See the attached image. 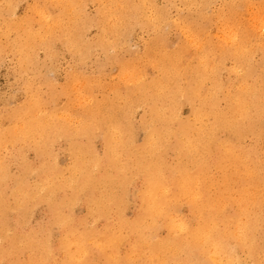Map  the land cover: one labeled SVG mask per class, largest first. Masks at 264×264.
<instances>
[{
    "label": "rangeland",
    "instance_id": "374dc122",
    "mask_svg": "<svg viewBox=\"0 0 264 264\" xmlns=\"http://www.w3.org/2000/svg\"><path fill=\"white\" fill-rule=\"evenodd\" d=\"M62 1L60 0V2H59L61 4H56V3H58L57 0H52V1L51 0H49V1L48 0H0V14H1L0 15V137H1L0 138V167L2 166V168L0 169V213H1L0 214V225H1L0 226V231H1L0 236L5 237V239H4V237L3 238L0 237L1 238L0 239V247H1L0 248V262H1L0 264H109V263L110 264H116L117 262H118V264H145L146 260L148 259V256H147L148 253L143 254V256H142L141 252H144L145 249H146V251H148V247H146L145 244H143V242L140 243L142 240L141 238H143L142 235L145 234V236H146L148 231L152 230L151 228L153 226H152V224L149 226V224L152 220L155 219L154 222L157 225V227H156L157 229L154 230L155 235H156V237H158V239H160V238L164 239L166 236H168L167 234L169 233V230L166 227L167 223L165 225V220H168V219L164 215H160V216L158 215L154 218L149 217V219L147 217L145 219V222H144V220H143L144 223L142 222V227H145V228L142 229L141 226L139 227V228H141L142 231H140L139 229H137V230L132 229L131 226L140 218V216L144 212V206L145 205H144L142 199H143V195H144L143 192L145 191L144 188H146L145 185L147 184L146 180H148V178H147L148 175L146 174V172L141 171L143 169H141L139 167H138L139 169L136 168L135 163H136V161H139L141 159L139 156H141V157L145 156L144 159H141V160H145V159H147V157H149L150 159L149 160L147 159L148 161H152L153 159L154 160H156V159L160 160L162 158L160 160L161 162H164V164L167 162L165 165V168L163 170L162 179L164 181L172 182L175 179L178 172L177 171L173 172V171H171V169L172 170L176 169V168L174 169V166L177 164V163L175 164V162H178V160H179L178 151L175 150V147L178 148L179 143H178L177 137L174 135V131L179 126V124H178L179 120L188 121V120L193 118L192 112L194 109L193 108L194 103H191L193 105H190L191 101H189L188 99H186L182 95L181 96L177 95L178 98L179 97L180 98L178 99L177 96L174 97L172 102H171V105L173 106L174 110H177L180 108L179 109L180 112H178L179 114L177 113L178 119L175 121L172 119L175 123L171 122V119H170L169 122L162 124V121H160L159 118L162 117L161 115L164 114V111H163V114L157 115V113L152 109L156 105H158V102L160 103L163 100V97H162V99L161 98L159 99L158 97H156L157 93L159 91L162 92L163 87L157 86L156 83H154V82H156L155 80H157V79L162 80L163 76H164V74L161 70L164 65H160L164 62L163 59L166 58V56L164 57L165 54L163 55L164 51L166 52L167 56H169L171 53H173V54L178 53L181 57L183 56L185 63H187V64L189 63V66L191 65L190 67H194L193 65H196V55L195 54H197V51L200 49L199 48L200 45L208 44L207 42L205 43V41L208 40L207 38L210 37V38H213V40L216 39L215 40V43H216L215 48L212 52L208 49H205V50H207V52L209 51L210 53H213L212 56H214V57L211 56L212 59L219 62L215 66L216 69L213 72V76L216 77L218 82L221 81L220 84L224 88L223 90H227V89L233 90V88L237 85V83H239L241 72L239 70H237L238 66L236 63L237 60H235L236 59L235 56H233L230 53L225 54V52L223 51V47L225 45L230 47V45L232 43V41L229 43L227 42V40H231V34L227 30H225L223 27H221L222 24L220 22V21H222L221 18L224 17V15H221V13H223V11L226 9V5H225L226 3H225V0H214V1L213 0H208V1H206V0H202V1L201 0H195V4H197V6L194 4L193 7L192 6L189 7L183 3L184 2L183 0H177V1L176 0H151L150 3L147 2L149 0H146V3L144 0H141V1L140 0H121V1L116 0V1H118L117 3L115 0H111V1L110 0H83V1L82 0H80V1L79 0H74V1L70 0L73 2H69L68 0H66V1L64 0L65 2L64 1L63 2L66 5H64V3ZM100 1H104V2H100ZM114 1H115V4H114ZM5 2L7 3V5H4V4H6ZM105 2H107V3H105ZM122 2L123 3H129L130 5L132 4L131 6H136V5L138 6V4H140V5H142V8L139 9L138 14H131L129 11L128 12L126 11L123 16H119L120 9L122 7ZM68 3H70V4H68ZM111 3H112V5H110ZM142 3H144V4H142ZM171 3L173 5H171ZM113 4H114V7H112ZM148 4L149 5L152 4V5L147 6ZM174 4H176V6ZM202 4H203L202 8L203 9L205 8L204 11L200 10V9H202L201 8ZM207 4H208V6H207ZM249 4H250L251 8L243 14L242 18L237 17L236 15H232L231 17H234L235 21L239 22L240 25L242 24L243 30L246 28L247 25H248V28L253 29V31H251L250 38L255 40L257 38L258 34H261L264 32V28L259 27V24L257 23L259 20L264 21V12L261 11L262 7H264V0H250ZM55 5H57V6H55ZM61 5L64 6V8H62ZM67 5L71 8H68ZM145 5L148 8L145 7ZM104 6H106V7H104ZM198 6L200 9H197ZM66 7L68 9H70L68 11H70L71 14L72 15L74 14L75 16L72 17L70 12L67 13L68 11L66 10L67 9ZM107 7H109V8H107ZM116 7L118 8L117 10L114 9ZM152 7H154V8H152ZM168 7H170V8H168ZM73 8H75V10H73ZM106 8L108 10H102V9H106ZM151 8L153 11L151 10ZM109 9H110V12H109ZM113 9H114V11H113L114 13L112 12ZM39 10H41V13ZM115 10L118 12L115 13L116 12ZM198 10H200V12ZM65 11H66V14L64 13ZM143 11L147 12V14L149 13L148 14L149 16L146 15V13ZM155 11H157V12L159 11V12L156 13ZM205 11H207L209 13H206ZM153 12H155V15H153L154 14ZM161 12L164 14H162ZM181 12H183V13H181ZM195 12H196V14H194ZM42 13L44 14V16ZM62 13H64V14L62 15ZM75 13H77V14H75ZM80 13H82V15ZM224 13H227V12H224ZM2 14H3L4 18L2 17ZM40 14H42V16ZM69 14L71 15V17H69ZM110 14H112L114 17ZM115 14H117V15L115 16ZM156 14H158V15H156ZM192 14H193V16H192ZM209 14H210V16H209ZM56 15H57V17H56ZM107 15L109 16V18ZM215 15H217V16H215ZM219 15H221V16H219ZM225 15H227V14H225ZM49 16H50V18H49ZM158 16H159V18H158ZM58 17H60V18H58ZM152 17L154 20L151 19ZM38 18L39 19L41 18L40 19L41 21L43 19L42 23H44V24H46L48 21L49 22L46 25H44V24L42 25L41 21H39ZM56 18L61 19V20L64 19V21H66V20L67 21L66 22L62 21V23H61V20L58 21ZM70 18H73V19H70ZM105 18H107L109 21L106 22L107 19H105ZM115 18H117L118 20ZM126 18H128V19H126ZM198 18H200V20H198ZM218 18H219V20H218ZM44 19L46 20V23L44 22L45 21ZM110 19H112V20H110ZM122 19H124V20H122ZM172 19H173V21H171ZM179 19H181V20H179ZM207 19H208V22H207ZM52 20L54 21V24H53ZM71 20L72 21L74 20L73 23L69 22ZM104 20H105V22H104ZM26 21L28 24H26ZM55 21H58V22L56 23ZM79 21H81L80 22L81 24L78 23ZM87 21H89V22H87ZM150 21H152V22H150ZM180 21H185L187 23L193 22V27H192L193 31H191L188 28H183V30H182V27L180 26ZM111 22H112V24H111ZM214 22H216V23H214ZM217 22H219V24ZM211 23H212V25H208ZM8 24L10 25V27ZM13 24H15V25L17 24V25L15 26ZM25 24H26V28H24L25 26H23ZM37 24H39V25H37ZM55 24H57L56 28L58 30L55 29L53 32L54 28H52V27H55ZM58 24L60 26L63 24L61 26L62 29L60 28V26ZM69 24L71 26H69ZM110 24H111V27H109ZM116 24H117V26H119V25L120 26L117 27V26H115ZM19 25L23 26L24 32L22 31V27H20ZM66 25H68L69 27H67ZM159 25H161V26H159ZM167 25H169V26H167ZM195 25H196V27H201L203 30H197V29L195 30L194 29ZM207 25H208V27H207L208 30H207V28H204ZM215 25H216V27H217V25H219L217 29L215 28ZM18 26H19L18 29H14L15 27L17 28ZM75 26H77L76 30H75ZM88 26H90V27H88ZM172 26H174V28ZM28 27L31 29V31ZM70 27L72 30L69 29ZM112 27H114V29ZM149 27H150V29H149ZM169 27H171V28H169ZM234 27L238 28L237 26H234ZM27 28L29 29L28 34H27V30H28ZM43 28H44V30H43ZM51 28H52V31H51ZM214 28H215V30H214ZM12 29H14V30H12ZM48 29H49L50 34L48 33L47 37H46V35L43 34V32L46 31V33H47ZM18 30H20V31H18ZM37 30H40L39 32H40V34L42 33L43 36H41L39 34L38 36L40 38H38L37 36H35L34 39H33V37L30 38V34H33L32 36L37 35L36 32H33V31H37ZM78 30H80V31H78ZM135 30H136V32H135ZM153 30H154V32H153ZM180 30H181V32H183V31L184 32L181 33V32H179ZM218 30H220V31H218ZM68 31H70V32H68ZM74 31H76V32H74ZM188 31L194 32L195 34L189 33ZM197 31H199V32L196 33ZM214 31H215V33H214ZM221 31H223V33ZM65 32H67V33H65ZM112 32H114V33H112ZM201 32L204 34H202ZM72 33H74V34L72 35ZM206 33H208V34H206ZM227 33H228V35L225 36V34H227ZM187 34H189L190 37H188ZM192 34H194V35H192ZM214 34H216L218 37ZM28 35H29V38H28ZM201 35H204V36H201ZM20 36L22 37L20 39H22V41L24 40L23 42H25V38H27L26 42H30V45L29 44L26 45L22 41L18 42ZM185 36L187 38H184ZM198 36H200V37L198 38ZM215 36H216V38H215ZM43 37H45V39ZM50 37H51V39H49ZM73 37H75V39ZM128 37L130 39H128ZM219 37L222 39H220ZM225 37H227V38H225ZM201 38H202V40H201ZM39 39H42V40L40 41ZM158 39H159V41H158ZM190 39H193L195 42H193V40H190ZM31 40L33 41L32 46H31ZM70 40L72 43L70 42ZM72 40H74V41H72ZM196 40H197V42H196ZM77 41H79L83 46L78 43V45L76 44L77 46L75 45L76 48H74L75 46L73 44L77 43ZM104 41H105V44H104ZM200 41H202V42H200ZM223 41H225V42L223 43ZM109 42H111V45L108 44ZM149 42H151V43H149ZM181 42H183L184 44ZM155 43H159V44L156 45ZM198 43H200V44L198 45ZM221 43L223 45L224 44L225 45L224 46L218 45ZM20 44H22V45L19 46ZM154 44L156 45V47ZM185 44L186 45L188 44L187 45L189 47L188 50L187 49L185 50V48H188ZM190 44L192 45V47ZM196 44L198 46H196ZM23 45H26L27 47L23 46ZM107 45H109V46H107ZM151 45H153V46H151ZM78 46H80L82 50L79 49L80 47H78ZM115 46H116V48H115ZM183 46H184V49H183ZM219 46H220V48H219ZM180 47H182V48H180ZM190 47L193 48V50H196V52H193L194 55H193V53L190 54L193 51L192 49H190ZM195 47H197V48H195ZM156 48H158V49L156 50ZM160 48H162V50ZM217 48H218V50H217ZM21 49H22V51H21ZM76 49L79 51H77ZM166 49H167L168 53H167ZM182 49H183L184 53H187L188 55L184 54V53L181 54L182 52H180V51H182ZM149 50L150 51L152 50V51L149 52ZM189 50L191 52H189ZM219 50H222V51L219 53ZM156 51L157 52H163V53L157 54ZM170 51H172V52H170ZM174 51H176V52H174ZM24 52H26V53H24ZM109 52H110V54H109ZM23 53L25 55H23ZM146 53H148V55L150 57H148V55ZM151 54H152V57L155 56L154 59H152ZM142 55H144V56H142ZM160 56L162 58L161 59L162 63L160 61V64H159L158 58ZM26 57H28V58H26ZM156 57H158V58H156ZM219 57H222V58L219 59ZM147 58L149 59L148 61L151 62L152 64L147 62ZM150 58H151V61H150ZM189 58L191 59V62H189L190 61ZM122 59H123V61H122ZM155 59L157 60L158 63L155 61ZM135 60H136V62H135ZM152 60H154V61H152ZM218 60H220V61H218ZM253 60L260 65V70H261V68L264 66V55L261 53H259V54L254 53L253 54ZM145 61L147 64L145 63ZM153 62L156 63L155 66H154ZM224 62L226 63L225 65H224ZM235 63H236V65H235ZM121 64H123V66ZM124 64H127V67L125 66L127 70L125 68H123ZM142 64H144L147 67V69ZM148 64H150V65H148ZM151 65H153L154 67ZM157 65H158V67L155 68ZM120 66H121V68H120ZM128 66H129V69H128ZM134 66L136 67V69ZM234 66H236V67L233 68ZM152 67H153V69H152ZM131 68H133V69H131ZM134 69H135V72L137 71V73H138V74L136 73L137 77H134V76L132 77V75H135L134 71H132V75H131V70H134ZM120 70H121V72L124 71V72H122L123 74L120 73ZM160 70H161V72H160ZM126 71H127V73H126ZM220 72H221V74H219ZM237 72H239V73H237ZM209 74L211 75V72H209ZM236 74H238V75H236ZM143 75H144V77H143ZM156 76H158L161 79H159ZM188 77L189 76H187V78ZM137 78H139V79H137ZM94 80H97V81L95 82ZM98 80H99V83L101 85L98 83ZM134 80H135V82H134ZM93 81L95 83H93ZM131 81L133 82V84ZM146 81H148V82H146ZM205 81H207V82H205L206 87H208V86L210 87L213 84L212 79H206ZM70 84L72 86H70ZM85 84L88 85L89 89L87 88V85H86V90H83L84 89L83 87H85ZM90 84H92V85L90 86ZM139 84L143 85L144 88L140 89ZM154 84H155V86H154ZM78 87H79V89H76ZM126 87L128 88V90ZM135 87H137V89ZM154 87L155 88L158 87L157 90H159V91H157ZM159 87L161 89H159ZM71 88H73V89H71ZM70 89L72 91H70ZM154 89L157 92L156 95L154 93L155 92ZM73 90L76 93L73 92ZM131 90L135 91V92H131ZM79 91H80V93H79ZM85 91H87V93ZM90 93L93 96V98L91 97V95L89 97L88 94H90ZM135 93H137V95ZM34 94H35V98H37L36 100H35V98H32V96L34 97ZM37 96H39V97H37ZM125 96H127V98H125ZM128 96H130L131 99ZM76 97H78L77 98L78 100L76 99ZM106 97H108V98H106ZM120 97H121V99H120ZM138 97H139V99H138ZM143 97H145V98L143 99ZM148 97H150V98L154 97V99L150 100V98L148 99ZM155 97L158 99H155ZM123 98H124V100H123ZM219 98H220V106L223 108H226L227 102L224 99L223 92H221L219 94ZM87 99L89 100V102L90 101H92V102L88 103ZM103 99H105L106 101ZM33 100H35L37 102H34ZM98 100H99V102H98ZM102 100L104 103L102 102ZM30 101H33L34 104L36 103L40 108H38L37 105H34V107H33V102L30 103ZM70 101H71V103H70ZM95 101L98 103H96ZM176 102H178V103H176ZM80 103H81L82 107H81V105L79 106ZM92 103H93V106L91 105ZM94 103H96V104L94 105ZM109 103H113V104H109ZM127 103H129V104H127ZM31 104H32V106H31ZM89 104H90V108H89ZM135 104H136L137 108L135 107ZM139 105H140V107H139ZM177 105L180 107L178 108ZM182 105H184V106H182ZM114 106H116L115 107L116 109L114 108ZM30 107H32V108H30ZM121 107H122V109H121ZM168 107L165 109V111L167 109H169ZM176 107H177V109H176ZM27 108H29V109H27ZM41 109H43V111L45 109L46 110V111H44L45 113L42 114L43 111L41 112ZM89 109H91V110H89ZM127 109L129 111L130 110L131 111L126 112ZM37 110H39V111H37ZM94 110H96V111L100 110L102 112L98 111L96 113V111H95L94 113L97 114L95 116V114L93 113ZM109 110H110V112H109ZM121 110L123 111V113ZM134 110H135V112H133ZM89 111L92 114L88 113ZM104 111L107 113H105ZM39 112L41 114H39ZM56 113L59 115H57ZM121 113H122V115H121ZM125 113H127V114H125ZM153 113H154V115L152 116ZM30 114H32V116H30ZM33 114H35L36 116ZM37 114H38V116H37ZM54 114H55V116H54ZM104 114L106 116H108V118L107 117L105 118ZM171 114L173 116L175 113L173 114V112L171 113V111H169V110L166 112V115L169 118L172 117V116H170ZM56 115L58 116V120H57ZM113 115H115L114 116L115 120L116 119L119 120L118 124L116 123L117 120H116V122H115V120H113ZM150 115L152 117H149ZM179 116H181V117H179ZM34 117H36L37 121L39 120V123L35 120ZM109 117H111V119L114 121V123ZM118 117H119V119H118ZM40 118L43 120L42 121L43 126H44V122H46L47 125L45 124V127L41 126L42 124L40 122V120H41ZM50 118L52 120L54 119V121L51 122ZM92 118H93V120H92ZM130 118H133L132 119L133 121ZM80 119H81V121H80ZM84 119L87 120V121H85V123H83ZM106 119H109L110 121L106 120ZM147 119H148V121H146ZM151 119H153V120H151ZM27 120H28V122H27ZM59 120L62 122L61 123L62 125L60 124L61 127H60L59 122H58ZM97 120H99V121H97ZM130 120H131V123H130ZM152 121H154V122L152 123ZM68 122L71 124V126ZM78 122H80L79 125H80L81 129L79 128ZM96 122H97V124L95 125ZM257 122H258V124H257ZM64 123H67V124L64 125ZM109 123L110 124L113 123L114 126L112 125V129H111V127L108 126V125H110ZM115 123L119 127L118 126L116 127ZM147 123H149V124H147ZM254 123H255L256 129H259L261 134L260 135L252 134V133H250L249 130L244 128L243 136H242L243 141H242L241 145L243 146V149L245 152L251 154L252 158H256L258 161L264 162V137H262V136H264V114L263 113L260 114L256 118V120L254 121ZM89 124H90V126H88ZM102 124H103V126H105V128L102 126ZM129 124H130V126H129ZM150 124H152L153 126ZM69 126H70V128H69ZM149 126H150V128H149ZM97 127H99V128H97ZM34 128H35V131H34ZM108 128H109V130H108ZM114 128H116V129H114ZM146 128L147 129L149 128V129L147 130ZM42 129H43V131H42ZM75 129L77 130V132ZM96 129H97V131H96ZM145 129H146V131H145ZM171 129H174V130H171ZM44 130L46 131L45 133H44ZM88 130H89V132H88ZM110 130L113 131L112 132L113 135L115 133V135H114L115 140L113 138V135H110L111 134ZM120 130H121V132H123V135H122V133L119 134ZM168 130H169V132L166 133ZM36 131L38 132V134L42 133L41 134L42 136L45 134L46 135L41 137L40 134L38 135V134L34 133ZM117 131H118V133H117ZM28 132H30V133H28ZM32 132L34 135L32 134ZM74 132H76V134ZM149 132H150V134H149ZM155 132L158 134H156ZM26 133H28V134L25 135ZM126 133H128V134H126ZM170 133L171 134L173 133V135L170 136ZM148 134L150 137L148 136ZM222 134L226 135L227 133H222ZM49 135L51 136L50 138H49ZM132 135H133V137H132ZM151 135H153L152 139H150ZM154 135H157V136H154ZM39 136L42 140L39 138ZM74 136H76V137H74ZM147 136H148V138H147ZM70 137L71 138L73 137L74 139L73 138L71 139ZM117 137H119V138H117ZM31 138L33 139V141ZM108 138H109V140H107ZM153 138H155V139L153 140ZM147 139H150V140H147ZM164 139H167V140H164ZM168 139H169V141H168ZM30 140H31V142H30ZM38 140H40V141L38 142ZM45 140H48V141H45ZM113 140L115 142H113ZM117 140H118V143L116 142ZM120 140H122L121 143H119ZM146 140L148 142H151L148 144V146H146L147 145L145 142ZM152 140L153 141L157 140L158 143L157 142L154 143ZM160 140L162 141V146L164 149H162V146L159 147V145H161ZM109 142L111 144H109ZM165 142H167L169 145ZM49 143H51V144L49 145ZM112 144H114V145H112ZM153 144L155 147H153ZM108 146H110V147H108ZM44 147H45V149H44ZM107 148H108V150L110 148H112L114 150V151L112 149L109 150V152L111 151L112 155L110 153V156H109V152H108ZM166 148L167 149L169 148V149L165 151ZM77 149H79V150H77ZM133 149H135V150L133 151ZM160 149H161V152H160ZM141 150H143V151H141ZM75 151H77L76 153H78V155H75L76 154ZM80 151H81V153H80ZM118 151H119V155H117ZM154 151L156 152V154L153 153ZM174 151L177 153H175ZM85 152H87V153H85ZM115 152H117V154ZM129 153L131 154V156L129 155ZM79 154H81V155H79ZM83 154H84V156H82ZM93 154L99 155L100 160L98 161L97 155L92 156ZM120 154H121V156H120ZM154 154H155V157H154ZM113 155H115L114 157L116 159L113 157ZM150 155H152V156H150ZM164 155H166V156H164ZM85 156H87V158ZM112 157H113V159H112ZM129 158L130 159L132 158V161H131L132 163L129 162L130 161ZM84 159H86L87 161H85ZM117 159H118V161H117ZM183 160H185V157ZM83 161L85 164L83 163ZM97 162H98V165H97ZM120 163H122V164H120ZM129 163H131L132 165H130ZM72 164H75V165L79 164V167H78V165H77V167L76 166L73 167ZM82 165H83V167L80 168ZM95 165H97L98 169ZM44 166H45V168H43ZM92 166H95V167L92 168ZM99 166H100V169L102 171L99 170ZM134 166L136 169L134 168ZM192 166L194 167V164ZM192 166H190V167L193 168ZM10 167H11V169H10ZM64 167H66V168H64ZM67 167H69V168L71 167V168L67 169ZM87 167H88V169H86ZM12 168H13V170H12ZM129 168L130 169L132 168V169L130 170ZM39 169H42V170H39ZM95 169H97V170H95ZM118 169H119V171H118ZM65 170H67V171H65ZM79 170H82V171H80L82 173L78 172ZM84 170H85V172H83ZM109 170H111V171H109ZM192 170H193L192 173H194V169H192ZM94 171H96V172H94ZM62 172H63V175H61ZM127 172H129V173H127ZM141 172H142V175H141ZM143 172H145V173H143ZM212 172H213L212 176L217 177L219 180L222 178V174L220 171L213 169ZM9 173H11V174H9ZM33 173L35 176L32 175ZM56 174H57V176H59L58 177L59 181H58ZM74 174H77V176L75 175V177L73 178L72 176H74ZM79 174H81V175H79ZM67 175H71V176H67ZM86 175H88V176H86ZM173 175H175L174 178L172 177ZM66 176H67V179H66ZM23 177L25 178L24 180H23ZM53 177H55V178H53ZM132 177H134V179ZM60 178H61V180H60ZM101 178H105V179L102 181ZM5 179H6V181H5ZM48 179H49V181H48L49 184L52 183L51 185L53 186V188H52V186H50V187L48 186V182H47ZM74 179H76L77 183ZM99 179L103 183L101 182V184H100ZM109 179H110V181H109ZM112 179H114V180L112 181ZM65 180H67V181H65ZM68 180H70V182ZM96 180L98 182H96ZM105 180H107V181H105ZM73 181H75V182H73ZM130 181H132V183ZM17 182H18V184H17ZM79 182H80V184H78ZM104 182L106 183V185H105L106 187L104 186V184H105ZM113 182H114V184H112ZM119 182L120 183L122 182L121 186H120ZM34 183L37 184V186L34 185ZM64 183H66V184H64ZM73 183L76 185H73ZM108 184L110 185V188L107 187ZM45 185H47L49 188H47V186L45 188ZM65 185H67V186H65ZM111 186H114L115 188L111 187ZM40 187H42L44 190H41L42 188L40 189ZM103 187H104V189H103ZM118 187H120V188H118ZM13 188H15V189H13ZM81 188H82V190H81ZM172 188L175 189L174 186ZM20 189L23 190L22 191L23 195L21 194V196H20V193H21ZM61 189H62V191H61ZM37 190H40V191H37ZM54 190L55 191L60 190V191L54 192ZM135 190H136V192H135ZM234 191H238V190L234 189ZM118 192H119V194H118ZM10 193H12V194H10ZM24 193H26L27 195H24ZM114 193H115V195H114ZM236 193H239V192H236ZM103 194H105L106 197ZM32 195H33V197H32ZM52 195H53V197H52ZM82 195H84V196H82ZM136 196L137 197L139 196V197L137 198ZM193 196H194V185L192 186V192L190 193V197H193ZM47 197H49V198H47ZM50 197H52V198L50 199ZM125 197H126V199H125ZM2 198H4V199H2ZM15 198H19L20 200L15 199ZM119 198H121V200H119ZM187 198H189V197H187ZM32 199H33V201H32ZM97 199H98V203L100 202L99 200H101V202H100L101 204L99 203V206H97L98 204L96 203ZM105 199H106V201H104ZM112 199H113V201H112ZM17 200H19V201H17ZM122 201L125 203L124 204L121 203ZM16 202H17V204H16ZM36 202H37V204H36ZM107 202L109 204H107ZM6 203H8V204H6ZM175 203H179V204H178V206H176V204L173 203L172 204L173 208L169 213L174 217H175V213H177V215H176L177 220L181 221L183 219L182 221H184V222H189V223L191 222L190 224L192 225V227H194L196 225V224H194V209L192 210V207L190 206V201L188 202V200L183 197L182 200H179ZM227 203H228V201L226 200L225 204H227ZM237 203L238 202L232 201L230 206L226 207L227 208V209H225L226 213H228L229 215H233L236 212V209L232 205H237ZM34 204H36V205H34ZM103 205L106 206V208H104ZM11 206H13V207H11ZM140 206H141V208H140ZM16 207H18V208H16ZM99 207L101 209H99ZM107 209H109L110 211ZM24 211H26V212H24ZM90 211H92V212H90ZM99 211L100 212L102 211V212L99 213ZM122 212H125V213H122ZM2 215H4V217H2ZM121 216H122V218H120ZM101 217H102L103 221H102ZM150 218H151V221H150ZM125 219H127V220H125ZM63 222H65L64 226L61 225V223H63ZM93 222H94V224H93ZM95 222H97V223H95ZM11 223H12V225H11ZM145 223H149V224L145 225ZM151 223H153V222H151ZM5 227H6V229H5ZM11 228H13V229H11ZM7 229H9V230H7ZM115 229H117L118 231ZM12 230H13V232H12ZM106 231H108V233H114L115 232L116 238H119L118 242H120V239L122 242V243L121 242L118 243V245H117L118 247L114 246V248L113 247L109 248L110 249L109 252H104L102 250V247H99V245L102 244V241L104 240V235H105ZM77 232H79V233H77ZM119 232H123V234L119 233ZM80 233H83L84 239H83L82 234L80 235ZM137 233H140V234L138 235ZM90 234H91V236H89ZM95 234H97V235H95ZM124 234H126V235H124ZM135 234H136V236H135ZM14 235H16V236H14ZM73 235H74V237H72ZM256 235H257V239H258L260 246L264 247V224L257 231ZM23 236H24V238H23ZM64 236L67 238V239L65 238L66 240L64 239ZM96 236H99V237L96 238ZM20 238H22L23 241H21L22 239H20ZM46 238H47V240H46ZM3 239H4V241H3ZM18 239L20 240V243L23 242V243H21V245H20ZM24 239H27V241H25ZM68 239L70 240V242L68 241ZM77 239H78V241H77ZM80 239L82 240V242ZM94 239L98 240V241H96L97 245L93 243V242H95ZM83 240H84V242H83ZM65 242H68V243L64 244ZM73 242H74V245H71V243L73 244ZM75 242L77 244L78 243L82 244V246L80 245L81 248H79L80 247L79 244L77 245ZM25 243H26V245H28L29 248H27V246H25ZM31 243H33V244L31 245ZM139 243L141 244V246L138 245ZM23 244H24V246H22ZM47 244H48V246H46ZM62 244H63V246H62ZM67 244H69L68 246L71 245L70 248L67 246ZM134 245H136V246H134ZM12 246H13V248H12ZM66 246H67V248H66ZM8 247H9V250H8ZM38 247H40V248H38ZM84 247H85V249H83ZM70 249H72V251ZM76 249H78V250L80 249V252L78 253V251H75ZM235 249L237 251V256L240 260V264H257L255 262V260L253 259V257L250 256L248 253L244 252L242 249H240L238 247ZM82 250H84V255L82 253L83 256L81 255ZM64 251H65V253H63ZM74 251L76 252L77 255L75 254ZM71 253H72V255H69ZM118 253H120V254H118ZM67 254L70 256V258H72L73 256H76V257H73V260H72L69 258V256H67ZM113 254H118L119 258H118V255H113ZM80 255H81V257H80ZM108 255L111 256L112 259H111V257H108ZM128 255L131 257L129 258ZM120 256L122 257L121 259H120ZM113 257H116L115 259H117V258L118 259L115 260ZM132 257H133V259H132ZM127 258H129V259H127ZM182 258H185V255H183ZM66 259L68 262L66 261ZM76 259H79V260L81 259L82 261H79V263H78V260H76ZM110 259H111V261H110ZM42 260H44V261L46 260V261L44 262Z\"/></svg>",
    "mask_w": 264,
    "mask_h": 264
},
{
    "label": "bare ground",
    "instance_id": "6f19581e",
    "mask_svg": "<svg viewBox=\"0 0 264 264\" xmlns=\"http://www.w3.org/2000/svg\"><path fill=\"white\" fill-rule=\"evenodd\" d=\"M49 1V0H48ZM52 1V0H51ZM58 1V3H56V4H61V3H59L60 2V0H57ZM62 1V0H61ZM64 1V0H63ZM62 1V2H63ZM66 1V0H65ZM64 1V2H65ZM69 2H73V1H70V0H68ZM80 1V0H79ZM78 1V2H79ZM83 1V0H82ZM111 1V0H110ZM116 1V0H115ZM115 1H114V4H115ZM121 1V0H120ZM141 1V0H140ZM145 1V3H146V0H144ZM150 1L151 0H149V1H147L148 3H150ZM177 1V0H176ZM184 2V4H186L187 6H194V4H195V0H183ZM202 1V0H201ZM200 1V2H201ZM206 1H208V0H206ZM214 1V0H213ZM63 2V3H64ZM98 2V1H97ZM100 2H104V1H100ZM99 2V3H100ZM108 2V1H107ZM107 2H105V3H107ZM118 1H116V3H117ZM127 2V1H126ZM139 2V1H138ZM249 2H250V0H225V5H226V9L223 11V13H221V15H224V19L223 18H221L222 19V21H220L221 22V24H222V26L221 27H223L225 30H227L230 34H231V40H227V42L229 43V42H231L232 41V43H231V45H230V47L229 46H227V45H223L222 43L221 44H218V45H223L224 47H223V51L225 52V54H228V53H230V54H232L233 56H235V60H237V70H239L240 72H241V76H240V79H239V83H237V85L233 88V90H223L224 88L221 86V84H220V82H218V80L216 79V77H214L213 76V72H214V70L216 69L215 68V66L219 63V62H217V61H215V60H213L212 59V57H214V56H212V54L213 53H210L209 51L207 52V50H205V49H208V50H210L211 52L214 50V48H215V38H216V34H214V35H216L215 36V40H213V38H207L208 40H206L205 41V43L207 42L208 44H203V45H200V49L197 51V54H195L196 55V65H193L194 67H190L189 66V63L187 64V63H185L184 62V59H183V56L181 57L178 53L176 54V53H171L169 56H167V54H166V52L164 51V53L163 52H157L156 51V53L158 54H160V53H163V55H164V57L166 56V58L165 59H163V63H162V61H161V56L158 58V57H156V58H158L159 60V64H160V61H161V63L162 64H160V65H164L163 66V68L161 69L162 70V72H163V74H164V76H163V79L162 80H155L156 82H154V83H156V85L157 86H162L163 87V89H162V92L161 91H159V90H157V88L158 87H154L157 91H159L158 93L156 92V90H155V95H156V93H157V96L156 97H158L159 99L161 98L162 99V97H163V100L159 103L158 102V105H156L152 110H154L156 113H157V115H161V114H163V111H164V114L163 115H161L160 117L161 118H159L160 119V121H162V124L163 123H167V122H169L170 121V119H171V122H174L175 120H177L178 119V112H180L179 111V107L180 106H178V108L179 109H177V107H176V109L177 110H174L173 109V106L171 105V102H172V100H173V98L174 97H176L177 95L179 96H183V97H185L186 99H188L189 101H191L190 102V105H193V104H191V103H194V109H193V112H192V115H193V118L192 119H190V120H188V121H185V120H179V122H178V124H179V126H178V128L174 131V135L177 137V140H178V143H179V146H178V148L177 147H175V150H177L178 151V154H179V160H178V162H175V166H174V169L175 170H172L171 169V171H177L178 172V174L176 175V177H175V179L172 181V182H170V181H164L163 179H162V174H163V170H164V168H165V165H166V163L164 164V162H161L160 160L162 159H156V160H152V161H148L150 158L149 157H147V159H145V160H141V159H144V157L142 156H139L141 159L139 160V161H136V163H135V166H136V168H141V169H143V170H141V171H145L146 172V174L148 175V180H146V182H147V184L145 185V187L146 188H144L145 189V191L143 192L144 193V195H143V199H142V201H143V203H144V212H143V214L140 216V218L131 226L132 227V229H139L140 231H142L141 230V228L143 229V228H145V227H142V222H143V220H144V222H145V219L148 217V219H149V217H151V218H154V217H156V216H160V215H164L168 220H165V225H166V223H167V225H166V227L168 228V230H169V233L167 234L168 236H166L164 239H161L160 237V239H158V237H156V235H155V229H157L156 227H157V225H156V223L154 222V220H152L151 221V218H150V221L151 222H153V223H151L150 221V224L149 223H145V225L146 224H149V226L152 224V230H150V231H148V233H147V235L145 236V234L144 235H142L143 236V238H141L142 240H141V242L140 243H142L143 242V244H145V246L146 247H148V251H146V249H145V251L144 252H141V254H142V256H143V254H147V256H148V259L146 260V263L145 264H240V260H239V258H238V256H237V251H236V249L235 248H240V249H242L244 252H246V253H248L250 256H252L253 257V259L255 260V262L257 263V264H264V247H261L260 246V244H259V242H258V239H257V231L260 229V227L264 224V162L263 161H258L256 158H252V156H251V154L250 153H247V152H245L244 151V149H243V146L241 145V143H242V136H243V130H244V128H246L247 130H249L250 131V133H252V134H256V135H260L261 134V132L259 131V129H256V127H255V123H254V121L256 120V118L260 115V114H264V66L261 68V70H260V65L258 64V63H256L254 60H253V54L255 53V54H259V53H261V54H263L264 55V32L263 33H261V34H258L257 35V38L254 40V39H252V38H250V35H251V31H253V29H251V28H248V25L246 26V28L243 30L242 28V24L240 25L239 24V22H237V21H235V18L234 17H231L232 15H236L237 17H240V18H242V16H243V14L246 12V11H248L250 8H251V6H250V4H249ZM6 3V2H5ZM54 3V2H53ZM136 3V2H135ZM173 3V2H172ZM171 3V5H173ZM197 3V2H196ZM68 4H70V3H68ZM74 4V3H73ZM72 4V5H73ZM78 4V3H77ZM104 4V3H103ZM114 4H113V6L112 7H114ZM142 4H144V3H142ZM154 4V3H153ZM183 4V5H184ZM205 4V3H204ZM4 5H7V3L6 4H4ZM64 5H66L65 3H64ZM101 5V4H100ZM110 5H112V3L110 4ZM121 5V4H120ZM119 5V6H120ZM132 5V4H131ZM129 3H123L122 2V7H121V9H120V14H119V16H123L124 14H125V12L127 11H129L131 14H138V11H139V9H141L142 8V5H140V4H138V6L136 5V6H131ZM150 5H152V4H150ZM149 4L147 5V6H150ZM175 6H176V4H174ZM196 6H197V4H195ZM201 5V4H200ZM213 5V4H212ZM10 6V5H9ZM55 6H57V5H55ZM68 6V5H67ZM108 6V5H107ZM118 6V7H119ZM146 5H145V7H147ZM166 6V5H165ZM174 6V7H175ZM181 6V5H180ZM195 6V7H196ZM206 6V5H205ZM207 6H208V4H207ZM206 6V7H207ZM61 7L62 8H64V6H62L61 5ZM103 7V6H102ZM104 7H106V6H104ZM203 7V4H202V6H201V8ZM49 8V7H48ZM67 8V7H66ZM68 8H71V7H69L68 6ZM66 9L67 11L68 10H70V9ZM107 8H109V7H107ZM102 9V10H108V9ZM148 8V7H147ZM152 8H154V7H152ZM152 8H151V10H152ZM168 8H170V7H168ZM186 8V7H185ZM208 8V7H207ZM206 8V9H207ZM222 8V7H221ZM220 8V9H221ZM37 9V8H36ZM46 9V8H45ZM50 9V8H49ZM114 9H118L117 7L116 8H114ZM114 9L112 10V12L114 11ZM194 9V8H193ZM197 9H200L199 8V6L197 7ZM196 9V10H197ZM203 9V8H202ZM202 9H200L201 11H204L205 10V8L202 10ZM209 9V8H208ZM207 9V10H208ZM219 9V8H218ZM224 9V8H223ZM42 10V9H41ZM41 10H39L40 11V13H41ZM73 10H75V8H73ZM115 10V11H116ZM155 10V9H154ZM162 10V9H161ZM175 10V9H174ZM200 10H198L199 12H200ZM45 11V10H44ZM57 11V10H56ZM153 11V10H152ZM164 11V10H163ZM182 11V10H181ZM197 11V12H198ZM219 11V10H218ZM261 11H263L264 12V7H262V9H261ZM70 11H68L67 13H69ZM73 12V11H72ZM107 12V11H106ZM109 12H110V9H109ZM118 11H116L115 13H117ZM143 12H145V11H143ZM149 12V11H148ZM156 13H158L157 11H155ZM155 12H153L154 14L153 15H155ZM194 12V11H193ZM192 12V13H193ZM206 13H209V12H207V11H205ZM224 12H227V13H224ZM4 13V12H3ZM10 13V12H9ZM65 14H66V11L64 12ZM64 13H62V15L64 14ZM108 13V12H107ZM106 13V14H107ZM114 13V12H113ZM146 13V15H148L147 14V12H145ZM162 13V12H161ZM171 13V12H170ZM181 13H183V12H181ZM190 13V12H189ZM43 14V13H42ZM42 14H40L41 16H42ZM70 14H71V12H70ZM69 14V17H71V15ZM75 14H77V13H75ZM81 15H82V13H80ZM104 14V13H103ZM122 14V15H121ZM162 14H164V13H162ZM187 14V13H186ZM194 14H196V12L194 13ZM198 14V13H197ZM225 14H227V15H225ZM1 15V14H0ZM50 15V14H49ZM110 15H112V14H110ZM117 14H115V16H116ZM144 15V14H143ZM145 15V16H146ZM156 15H158V14H156ZM189 15V14H188ZM218 15V14H217ZM217 15H215V16H217ZM221 15H219V16H221ZM43 16H44V14H43ZM59 16V15H58ZM65 16V15H64ZM63 16V17H64ZM73 16H75L74 14L72 15V17ZM79 16V15H78ZM108 16V15H107ZM113 16V15H112ZM149 16V15H148ZM186 16V15H185ZM191 16V15H190ZM192 16H193V14H192ZM198 16V15H197ZM202 16V15H201ZM204 16V15H203ZM209 16H210V14H209ZM208 16V17H209ZM214 16V17H215ZM2 17H3V14H2ZM56 17H57V15H56ZM61 17V16H60ZM60 17H58V18H60ZM62 17V18H63ZM114 17V16H113ZM170 17V16H169ZM4 18V17H3ZM43 18V17H42ZM45 18V17H44ZM49 18H50V16H49ZM58 18H56L58 21L59 20H61V19H58ZM108 18H109V16H108ZM121 18V17H120ZM119 18V19H120ZM130 18V17H129ZM145 18V17H144ZM157 18V17H156ZM158 18H159V16H158ZM190 18V17H189ZM193 18V17H192ZM213 18V17H212ZM220 18V17H219ZM219 18H218V20H219ZM39 19V18H38ZM41 19V18H40ZM39 19V21H41ZM48 19V18H47ZM70 19H73V18H70ZM75 19V18H74ZM78 19V18H77ZM88 19V18H87ZM105 19H107V18H105ZM115 19H117V18H115ZM126 19H128V18H126ZM125 19V20H126ZM147 19V18H146ZM149 19V18H148ZM151 19H153V17L151 18ZM177 19V18H176ZM182 19V18H181ZM181 19H179V20H181ZM215 19V18H214ZM45 20V19H44ZM54 20V19H53ZM52 20V22H53V24H54V21ZM76 20V19H75ZM79 20V19H78ZM110 20H112V19H110ZM118 20V19H117ZM122 20H124V19H122ZM121 20V21H122ZM150 20V19H149ZM154 20V19H153ZM152 20V21H153ZM183 20V19H182ZM198 20H200V18H198ZM28 21V20H27ZM27 21H26V24H28L27 23ZM37 21V20H36ZM42 21H43V19H42ZM42 21H41V24L43 25L44 23H42ZM58 21H55L56 23L58 22ZM62 21H64V19L63 20H61V23H62ZM67 21V20H66ZM66 21H64V22H66ZM74 21V20H73ZM73 21L71 20V21H69V22H71V23H73ZM109 20L107 19V21L106 22H108ZM120 21V22H121ZM152 21H150V22H152ZM162 21V20H161ZM166 21V20H165ZM169 21V20H168ZM171 21H173V19L171 20ZM186 21V20H185ZM185 21H180V26L182 27V30H183V28H188V29H190L191 31H193L192 29V27H193V22H185ZM215 21V20H214ZM45 23H46V20L44 21ZM49 22V21H48ZM47 22V23H48ZM81 21H79L78 23H80ZM87 22H89V21H87ZM92 22V21H91ZM101 22V21H100ZM104 22H105V20H104ZM118 22V21H117ZM124 22V21H123ZM207 22H208V19H207ZM212 22V21H211ZM12 23V22H11ZM10 23V24H11ZM16 23V22H15ZM23 23V22H22ZM46 23V24H47ZM158 23V22H157ZM179 23V22H178ZM214 23H216V22H214ZM218 24H219V22H217ZM258 24H259V27H261V28H264V21H262V20H259L258 22H257ZM26 24L25 25H23V26H25L24 28H26ZM46 24H44V25H46ZM52 24V25H53ZM65 24V23H64ZM67 24V23H66ZM81 24V23H80ZM86 24V23H85ZM111 24H112V22H111ZM111 24L109 25V27H111ZM126 24V23H125ZM124 24V25H125ZM168 24V23H167ZM173 24V23H172ZM199 24V23H198ZM9 25V24H8ZM13 25H15V24H13ZM17 25V24H16ZM15 25V26H16ZM37 25H39V24H37ZM50 25V24H49ZM59 25V24H58ZM63 25V24H62ZM61 25V26H62ZM94 25V24H93ZM107 25V24H106ZM153 25V24H152ZM163 25V24H162ZM166 25V24H165ZM208 25H212V23L211 24H208ZM208 25L206 26V27H204V28H207L208 27ZM20 26V25H19ZM19 26L16 28H14V29H18L19 28ZM23 26H20V27H22V31L24 30V28H23ZM51 26V25H50ZM56 26H57V24H55V27H52V28H54L53 29V32H54V30L55 29H57L56 28ZM60 26V25H59ZM61 26H60V28H61ZM67 27H69V26H71L70 24H69V26L68 25H66ZM87 26V25H86ZM85 26V27H86ZM105 26V25H104ZM113 26V25H112ZM115 26H117V24L115 25ZM120 26V25H119ZM119 26H117V27H119ZM136 26V25H135ZM156 26V25H155ZM159 26H161V25H159ZM158 26V27H159ZM167 26H169V25H167ZM178 26V25H177ZM200 26V25H199ZM218 26L219 25H217V27H216V25H215V28L217 29L218 28ZM234 26H237L238 28H235ZM9 27H10V25H9ZM49 27V26H48ZM73 27V26H72ZM76 27L77 26H75V30H76ZM82 27V26H81ZM84 27V28H85ZM88 27H90V26H88ZM124 27V26H123ZM173 28H174V26H172ZM210 27V26H209ZM212 27V26H211ZM29 28V27H28ZM27 28V29H28ZM45 28V27H44ZM44 28H43V30H44ZM47 28V27H46ZM52 28H51V31H52ZM93 28V27H92ZM106 28V27H105ZM113 29H114V27H112ZM111 28V29H112ZM131 28V27H130ZM166 28V27H165ZM169 28H171V27H169ZM200 28V29H199ZM215 28H214V30H215ZM260 28V29H261ZM14 29H12V30H14ZM30 29V28H29ZM29 29L27 30V34H28V31H29ZM36 29V28H35ZM38 29V28H37ZM62 29V28H61ZM70 30H72L71 29V27L69 28ZM82 29V28H81ZM97 29V28H96ZM110 29V28H109ZM118 29V28H117ZM149 29H150V27H149ZM180 29V28H179ZM194 29L196 30H203L201 27H196V25L194 26ZM213 29V28H212ZM211 29V30H212ZM222 29V28H221ZM259 29V30H260ZM42 30V29H41ZM42 30V31H43ZM47 30V29H46ZM58 30V29H57ZM64 30V29H63ZM170 30V29H169ZM178 30V29H177ZM186 30V29H185ZM207 30H208V28H207ZM224 30V31H225ZM17 31V30H16ZM18 31H20V30H18ZM30 31H31V29H30ZM38 31V32H37ZM37 31H33V32H36L37 33V35H34V36H32L33 34H30V38L31 37H33V39H34V37L35 36H37L38 38H40L38 35L40 34V30H37ZM78 31H80V30H78ZM84 31V30H83ZM111 31V30H110ZM120 31V30H119ZM187 31V30H186ZM191 31H188L189 33H194V32H191ZM218 31H220V30H218ZM217 31V32H218ZM24 32V31H23ZM22 32V33H23ZM68 32H70V31H68ZM74 32H76V31H74ZM135 32H136V30H135ZM134 32V33H135ZM153 32H154V30H153ZM158 32V31H157ZM179 32H181V30L179 31ZM184 32V31H183ZM183 32H181V33H183ZM199 31H197L196 33H198ZM204 32V31H203ZM216 32V33H217ZM222 33H223V31H221ZM220 32V33H221ZM18 33V32H17ZM49 33V29H48V32L46 33V31L45 32H43V34H45L46 35V37H47V34ZM52 33V32H51ZM65 33H67V32H65ZM105 33V32H104ZM112 33H114V32H112ZM117 33V32H116ZM125 33V32H124ZM150 33V32H149ZM152 33V32H151ZM169 33V32H168ZM202 33V32H201ZM200 33V34H201ZM205 33V32H204ZM204 33H202V34H204ZM211 33V32H210ZM214 33H215V31H214ZM24 34V33H23ZM50 34V33H49ZM74 33H72V35H73ZM133 34V33H132ZM131 34V35H132ZM195 34V33H194ZM194 34H192V35H194ZM206 34H208V33H206ZM205 34V35H206ZM219 34V33H218ZM41 36H43L42 35V33L40 34ZM76 35V34H75ZM84 35V34H83ZM111 35V34H110ZM150 35V34H149ZM184 35V34H183ZM197 35V34H196ZM212 35V34H211ZM224 35V34H223ZM226 35H228V33L227 34H225V36ZM50 36V35H49ZM102 36V35H101ZM124 36V35H123ZM187 36L188 37H190V35L189 34H187ZM201 36H204V35H201ZM213 36V35H212ZM211 36V37H212ZM17 37V36H16ZM110 37V36H109ZM181 37V36H180ZM179 37V38H180ZM196 37V36H195ZM200 36H198V38H199ZM218 37V36H217ZM228 37V36H227ZM227 37H225V38H227ZM254 37V36H253ZM20 38H22L21 36L19 37V41L18 42H20V41H22V39H20ZM28 38H29V35H28ZM37 38V39H38ZM44 39H45V37H43ZM69 38V37H68ZM74 39H75V37H73ZM95 38V37H94ZM151 38V37H150ZM184 38H187L186 36L184 37ZM203 38V37H202ZM202 38H201V40H202ZM206 38V37H205ZM204 38V39H205ZM220 38V37H219ZM224 38V39H225ZM15 39V38H14ZM24 39V38H23ZM26 39L27 38H25V42H23V43H25L26 45L27 44H29L30 45V42H26ZM49 39H51V37L49 38ZM128 39H130L129 37H128ZM220 39H222V38H220ZM40 41L42 40V39H39ZM99 40V39H98ZM114 40V39H113ZM112 40V41H113ZM123 40V39H122ZM155 40V39H154ZM187 40V39H186ZM185 40V41H186ZM190 40H193V39H190ZM218 40V39H217ZM28 41V40H27ZM53 41V40H52ZM72 41H74V40H72ZM80 41V40H79ZM79 41H77V43H74L73 45L75 46L76 44L78 45V43L79 44H81ZM85 41V40H84ZM153 41V40H152ZM158 41H159V39H158ZM157 41V42H158ZM199 41V40H198ZM221 41V40H220ZM219 41V42H220ZM17 42V43H18ZM32 40H31V46H32ZM69 42V41H68ZM70 42H71V40H70ZM174 42V41H173ZM184 42V41H183ZM183 42H181V43H183ZM188 42V41H187ZM186 42V43H187ZM192 42V41H191ZM193 42H195L194 40H193ZM196 42H197V40H196ZM200 42H202V41H200ZM204 42V41H203ZM225 41H223V43H224ZM16 43V42H15ZM72 43V42H71ZM146 43V42H145ZM149 43H151V42H149ZM162 43V42H161ZM190 43V42H189ZM227 43V44H228ZM96 44V43H95ZM99 44V43H98ZM104 44H105V41H104ZM108 44H110L111 45V42H109ZM153 44V43H152ZM156 45L157 44H159V43H155ZM154 44V45H155ZM184 44V43H183ZM192 44V43H191ZM190 44V45H191ZM200 43H198V45H199ZM22 44H20L19 46H21ZM26 45H23V46H26ZM76 45V46H77ZM82 45V44H81ZM156 45H155V47H156ZM177 45V44H176ZM186 45V44H185ZM188 45V44H187ZM186 45V46H187ZM189 45V46H190ZM193 45V44H192ZM192 45H191V47H192ZM197 44H196V46H198ZM217 45V46H218ZM73 46V47H74ZM76 46L74 47V48H76ZM83 46V45H82ZM107 46H109V45H107ZM106 46V47H107ZM121 46V45H120ZM151 46H153V45H151ZM216 46V47H217ZM220 46H219V48H220ZM15 47V46H14ZM27 47V46H26ZM25 47V48H26ZM78 47H80V46H78ZM143 47V46H142ZM162 47V46H161ZM176 47V46H175ZM188 47V46H187ZM190 47V49H192L193 50V48H191ZM194 47V46H193ZM34 48V47H33ZM51 48V47H50ZM83 48V47H82ZM96 48V47H95ZM99 48V47H98ZM115 48H116V46H115ZM144 48V47H143ZM153 48V47H152ZM173 48V47H172ZM180 48H182V47H180ZM195 48H197V47H195ZM18 49V48H17ZM23 49V48H22ZM22 49H21V51H22ZM79 49H81V47L79 48ZM97 49V48H96ZM111 49V48H110ZM158 48H156V50H157ZM161 50H162V48H160ZM183 49H184V46H183ZM183 49H182V51H180V52H182L181 54H183L184 53V51H183ZM188 50L189 49V47L188 48H185V50ZM77 50V49H76ZM82 50V49H81ZM94 50V49H93ZM160 50V51H161ZM217 50H218V48H217ZM77 51H79V50H77ZM92 51V50H91ZM90 51V52H91ZM111 51V50H110ZM141 51V50H140ZM152 51V50H151ZM150 50H149V52H151ZM166 51H167V49H166ZM222 50H219V53L221 52ZM148 52V53H149ZM154 52V51H153ZM152 52V53H153ZM170 52H172V51H170ZM169 52V53H170ZM174 52H176V51H174ZM179 52V51H178ZM189 52H191L190 50H189ZM193 52H196V50H193L190 54H192ZM21 53V52H20ZM24 53H26V52H24ZM23 53V55H25ZM148 53H146L147 55H148ZM167 53H168V51H167ZM216 53V52H215ZM89 54V53H88ZM109 54H110V52H109ZM137 54V53H136ZM135 54V55H136ZM155 54V53H154ZM184 54H187V53H184ZM229 54V55H230ZM28 55V54H27ZM114 55V54H113ZM188 55V54H187ZM193 55H194V53H193ZM192 55V56H193ZM220 55V54H219ZM142 56H144V55H142ZM186 56V55H185ZM184 56V57H185ZM191 56V55H190ZM212 56V57H211ZM221 56V55H220ZM224 56V55H223ZM227 56V55H226ZM114 57V56H113ZM148 57H150L149 55H148ZM151 57H152V54H151ZM155 57V56H154ZM154 57H152V59H154ZM163 57V58H164ZM26 58H28V57H26ZM170 58V59H169ZM192 58V57H191ZM220 58H222V57H219V59ZM144 59V58H143ZM190 59V58H189ZM149 59L147 58V62L148 63H151V62H149L148 61ZM225 60V59H224ZM113 61V60H112ZM122 61H123V59H122ZM127 61V60H126ZM150 61H151V58H150ZM152 61H154V60H152ZM155 61L157 62V60L155 59ZM186 61V60H185ZM218 61H220V60H218ZM226 61V60H225ZM135 62H136V60H135ZM141 62V61H140ZM189 62H191V59H190V61ZM263 62V61H262ZM126 63V62H125ZM145 63H146V61H145ZM154 63V62H153ZM158 63V62H157ZM236 63H235V65H236ZM147 64V63H146ZM152 64V63H151ZM222 64V63H221ZM226 63L224 62V65H225ZM229 64V63H228ZM122 66H123V64H121ZM135 65V64H134ZM142 65H144V64H142ZM148 65H150V64H148ZM156 65V63H154V66ZM159 65V66H160ZM220 65V64H219ZM218 65V66H219ZM223 65V64H222ZM127 67V64H124V67L123 68H125L126 69V67ZM151 66H153V65H151ZM153 66V67H154ZM232 66V65H231ZM135 67V66H134ZM140 67V66H139ZM144 67H146L145 65H144ZM153 67H152V69H153ZM158 67V65L155 67V68H157ZM230 67V66H229ZM236 66H234L233 68H235ZM120 68H121V66H120ZM161 68V67H160ZM159 68V69H160ZM220 68V67H219ZM128 69H129V66H128ZM131 69H133V68H131ZM135 69H136V67H135ZM135 69L134 70H131V75H132V71H134L135 72ZM142 69V68H141ZM145 69V68H144ZM146 69H147V67H146ZM127 70V69H126ZM161 70H160V72H161ZM236 70V71H237ZM129 71V70H128ZM153 71V70H152ZM220 71V70H219ZM122 72H124V71H122ZM121 72V70H120V73L121 74H123ZM141 72V71H140ZM139 72V73H140ZM149 72V71H148ZM147 72V73H148ZM209 72H211V75L209 74ZM217 72V71H216ZM222 72V71H221ZM221 72L219 73V74H221ZM119 73V74H120ZM126 73H127V71H126ZM129 73V72H128ZM136 73H137V71L135 72V75H132V77L134 76V77H137L136 76ZM143 73V72H142ZM146 73V72H145ZM237 73H239V72H237ZM138 74V73H137ZM152 74V73H151ZM161 74V73H160ZM217 74V73H216ZM226 74V73H225ZM147 75V74H146ZM154 75V74H153ZM236 75H238V74H236ZM142 76V75H141ZM140 76V77H141ZM187 76H189L188 78H187ZM124 77V76H123ZM139 77V78H140ZM143 77H144V75H143ZM150 77V76H149ZM156 77H158V76H156ZM139 78H137V79H139ZM159 78V77H158ZM125 79V78H124ZM136 79V78H135ZM156 79V78H155ZM159 79H161V78H159ZM206 79H212L213 80V84L209 87H206L205 86V82H207V81H205ZM238 79V78H237ZM93 80V79H92ZM100 80V79H99ZM99 80H98V83H99ZM130 80V79H129ZM148 80V79H147ZM154 80V79H153ZM95 82L97 81V80H94ZM93 81V83H95ZM137 81V80H136ZM150 81V80H149ZM121 82V81H120ZM132 82V81H131ZM134 82H135V80H134ZM146 82H148V81H146ZM211 82V81H210ZM209 82V83H210ZM88 83V82H87ZM92 83V82H91ZM129 83V82H128ZM152 83V82H151ZM212 83V82H211ZM100 84V83H99ZM132 84H133V82H132ZM143 84V83H142ZM86 85L87 84H85V87H83L84 89L83 90H86ZM92 84H90V86H91ZM96 85V84H95ZM101 85V84H100ZM140 85V84H139ZM145 85V84H144ZM70 86H72L71 84H70ZM117 86V85H116ZM154 86H155V84H154ZM87 88L89 89V87H88V85H87ZM127 88V87H126ZM136 89H137V87H135ZM144 88V86L143 85H140V89H143ZM71 89H73V88H71ZM70 89V91H72ZM75 89V88H74ZM76 89H79V87L78 88H76ZM159 89H161L160 87H159ZM127 90H128V88H127ZM130 90V89H129ZM134 90V89H133ZM78 91V90H77ZM81 91V90H80ZM80 91H79V93H80ZM115 91V90H114ZM119 91V90H118ZM68 92V91H67ZM73 92H75L74 90H73ZM86 93H87V91H85ZM89 92V91H88ZM122 92V91H121ZM131 92H135V91H132L131 90ZM141 92V91H140ZM221 92H223V95H224V99L226 100V102H227V107L226 108H223V107H221L220 106V98H219V94L221 93ZM76 93V92H75ZM98 93V92H97ZM96 93V94H97ZM153 93V94H154ZM83 94V93H82ZM120 94V93H119ZM118 94V95H119ZM133 94V93H132ZM136 95H137V93H135ZM76 95V94H75ZM89 95V97H90V95H91V93L90 94H88ZM98 95V94H97ZM96 95V96H97ZM104 95V94H103ZM121 95V94H120ZM32 96V95H31ZM124 96V95H123ZM178 96H177V98H178ZM37 97H39V96H37ZM84 97V96H83ZM91 97L93 98V96L91 95ZM104 97V96H103ZM129 98H130V96H128ZM155 97V99H158V98H156ZM32 98H35V94H34V97L32 96ZM78 97H76V99H77ZM87 98V97H86ZM95 98V97H94ZM106 98H108V97H106ZM105 98V99H106ZM116 98V97H115ZM118 98V97H117ZM125 98H127V96H125ZM136 98V97H135ZM142 98V97H141ZM145 97H143V99H144ZM150 97H148V99H149ZM180 98V97H179ZM178 98V99H179ZM37 98H35V100H36ZM83 99V98H82ZM90 99V98H89ZM96 99V98H95ZM105 99H103V100H105ZM120 99H121V97H120ZM131 99V98H130ZM138 99H139V97H138ZM153 100L154 99V97L153 98H150V100ZM183 99V98H182ZM35 100H33L34 102H37V101H35ZM78 100V99H77ZM92 100V99H91ZM103 100H102V102H103ZM113 100V99H112ZM115 100V99H114ZM118 100V99H117ZM116 100V101H117ZM123 100H124V98H123ZM126 100V99H125ZM137 100V99H136ZM177 100V99H176ZM33 101H30V103L31 102H33ZM85 101V100H84ZM87 101H88V103H91L92 101H90L89 102V100L87 99ZM101 101V100H100ZM106 101V100H105ZM148 101V100H147ZM155 101V100H154ZM178 101V100H177ZM34 102H33V107H34V105H37L36 103L34 104ZM40 102V101H39ZM96 102V101H95ZM98 102H99V100H98ZM98 102H96V103H98ZM181 102V101H180ZM179 102V103H180ZM70 103H71V101H70ZM86 103V102H85ZM96 103H94V105L96 104ZM104 103V102H103ZM150 103V102H149ZM176 103H178V102H176ZM109 104H113V103H109ZM120 104V103H119ZM122 104V103H121ZM127 104H129V103H127ZM81 105V103L79 104V106ZM92 106H93V103L91 104ZM105 105V104H104ZM108 105V104H107ZM106 105V106H107ZM143 105V104H142ZM171 105V106H170ZM180 105V104H179ZM187 105V104H186ZM31 106H32V104H31ZM38 106V105H37ZM36 106V107H37ZM105 106V107H106ZM132 106V105H131ZM130 106V107H131ZM134 106V105H133ZM169 106V107H168ZM182 106H184V105H182ZM188 106V105H187ZM81 107H82V105H81ZM86 107V106H85ZM97 107V106H96ZM110 107V106H109ZM116 106H114V108H115ZM127 107V106H126ZM135 107L137 108V106H136V104H135ZM139 107H140V105H139ZM169 108V109H167L166 111H165V109L166 108ZM30 108H32V107H30ZM38 108H40L39 106H38ZM89 108H90V104H89ZM99 108V107H98ZM112 108V107H111ZM119 108V107H118ZM135 108V109H136ZM27 109H29V108H27ZM100 109V108H99ZM116 109V108H115ZM121 109H122V107H121ZM131 109V108H130ZM84 110V109H83ZM82 110V111H83ZM88 110V109H87ZM89 110H91V109H89ZM97 110V109H96ZM96 110H94L93 111V113L96 111ZM125 110V109H124ZM128 110V109H127ZM126 110V112H130L129 110L127 111ZM171 111V113L173 112V116H172V114L170 115V116H172V117H168L167 115H166V112L167 111ZM37 111H39V110H37ZM36 111V112H37ZM43 111V109H41V112ZM44 111H46L45 109H44ZM42 112V114L43 113H45V112ZM98 111H100V110H98ZM98 111H96V113L98 112ZM106 111V110H105ZM104 111V112H105ZM112 111V110H111ZM117 111V110H116ZM122 111V110H121ZM35 112V111H34ZM58 112V111H57ZM100 112H102V111H100ZM109 112H110V110H109ZM113 112V111H112ZM120 112V111H119ZM133 112H135V110L133 111ZM88 113H90V111L88 112ZM96 113H94L95 114V116L97 115ZM105 113H107V112H105ZM122 113H123V111H122ZM122 113H121V115H122ZM178 113V114H177ZM39 114H41L40 112H39ZM57 114V113H56ZM87 114V113H86ZM90 114H92V113H90ZM115 114V113H114ZM125 114H127V113H125ZM134 114V113H133ZM181 114V113H180ZM33 115H35V114H33ZM57 115H59V114H57ZM56 115V116H57ZM61 115V114H60ZM85 115V114H84ZM100 115V114H99ZM105 115V114H104ZM103 115V116H104ZM118 115V114H117ZM154 115V113L152 114V116ZM30 116H32V114H30ZM29 116V117H30ZM36 116V115H35ZM37 116H38V114H37ZM40 116V115H39ZM54 116H55V114H54ZM112 116V115H111ZM114 116L115 115H113V120H115V118H114ZM151 115L149 116V117H152ZM51 117V116H50ZM89 117V116H88ZM92 117V116H91ZM99 117V116H98ZM101 117V116H100ZM105 118L107 117L108 118V116H104ZM121 117V116H120ZM155 117V116H154ZM179 117H181V116H179ZM35 118V120H36V117H34ZM53 118V117H52ZM61 118V117H60ZM94 118V117H93ZM93 118H92V120H93ZM110 119H111V117H109ZM117 118V117H116ZM41 119V118H40ZM51 119V118H50ZM62 119V118H61ZM65 119V118H64ZM118 119H119V117H118ZM131 120L133 119V118H130ZM174 121H173V120ZM46 120V119H45ZM57 120H58V116H57ZM106 120H109V119H106ZM112 120V119H111ZM112 120V121H113ZM117 120V119H116ZM116 120H115V122H116ZM131 120H130V123H131ZM151 120H153V119H151ZM150 120V121H151ZM158 120V119H157ZM31 121V120H30ZM37 121V120H36ZM43 120L41 119L40 120V122H41V124L43 123L42 122ZM52 121H54V119L52 120L51 119V122ZM65 121V120H64ZM80 121H81V119H80ZM85 121H87V120H85L84 119V121H83V123H85ZM89 121V120H88ZM97 121H99V120H97ZM110 121V120H109ZM108 121V122H109ZM123 121V120H122ZM125 121V120H124ZM133 121V120H132ZM146 121H148V119L146 120ZM155 121V120H154ZM154 121H152V123L154 122ZM159 121V120H158ZM261 121V120H260ZM27 122H28V120H27ZM33 122V121H32ZM38 123H39V120L37 121ZM59 122V125L62 123L60 120L58 121ZM67 122V121H66ZM118 122H119V120H117V124H118ZM69 123V122H68ZM79 123L80 122H78V125H79ZM91 123V122H90ZM94 123V122H93ZM99 123V122H98ZM103 123V122H102ZM113 123H114V121H113ZM113 123L112 124H110V125H108L109 127H111V129H112V125H113ZM115 123V124H116ZM150 123V122H149ZM149 123H147V124H149ZM175 123V122H174ZM32 124V123H31ZM40 124V125H41ZM45 124H46V122H44V126H43V124L41 125V126H43V127H45ZM65 124H67V123H64V125ZM70 124V123H69ZM68 124V125H69ZM97 124V122L95 123V125ZM116 124V127L118 126ZM126 124V123H125ZM257 124H258V122H257ZM39 125V126H40ZM47 125V124H46ZM62 125V124H61ZM61 125H60V127H61ZM67 125V126H68ZM76 125V124H75ZM74 125V126H75ZM84 125V124H83ZM87 125V124H86ZM132 125V124H131ZM145 125V124H144ZM150 125H152V124H150ZM38 126V125H37ZM52 126V125H51ZM66 126V127H67ZM70 126H71V124H70ZM70 126H69V128H70ZM82 126V125H81ZM85 126V125H84ZM88 126H90V124L88 125ZM102 126H103V124H102ZM107 126V125H106ZM107 126V127H108ZM114 126V125H113ZM129 126H130V124H129ZM153 126V125H152ZM104 128H105V126H103ZM119 127V126H118ZM145 127V126H144ZM166 127V126H165ZM36 128V127H35ZM35 128H34V131H35ZM38 128V127H37ZM41 128V127H40ZM78 128V127H77ZM79 128H80V125H79ZM86 128V127H85ZM89 128V127H88ZM87 128V129H88ZM97 128H99V127H97ZM149 128H150V126H149ZM148 128V129H149ZM174 128V127H173ZM47 129V128H46ZM45 129V130H46ZM81 129V128H80ZM83 129V128H82ZM114 129H116V128H114ZM147 129V128H146ZM146 129H145V131H146ZM147 129V130H148ZM44 130V133L46 132ZM50 130V129H49ZM76 130V129H75ZM85 130V129H84ZM83 130V131H84ZM108 130H109V128H108ZM122 130V129H121ZM121 130H120V133L119 134H121L122 133V135H123V132H121ZM171 130H174V129H171ZM170 130V131H171ZM42 131H43V129H42ZM48 131V130H47ZM60 131V130H59ZM96 131H97V129H96ZM106 131V130H105ZM111 131V130H110ZM116 131V130H115ZM144 131V132H145ZM56 132V131H55ZM76 132H77V130H76ZM76 132H74L75 134H76ZM88 132H89V130H88ZM108 132V131H107ZM112 132L113 131H111L110 133V135H113L112 134ZM135 132V131H134ZM151 132V131H150ZM150 132H149V134H150ZM169 132V130L166 132V133H168ZM173 132V131H172ZM28 133H30V132H28ZM28 133H26L25 135H27ZM34 133H36V134H38V132L36 131V132H34ZM81 133V132H80ZM84 133V132H83ZM82 133V134H83ZM86 133V132H85ZM91 133V132H90ZM117 133H118V131H117ZM156 133V132H155ZM162 133V132H161ZM165 133V134H166ZM222 133H227L226 135H223ZM32 134H33V132H32ZM40 134V133H39ZM38 134V135H39ZM42 134V133H41ZM40 134V136L41 137H43V136H45V135H41ZM68 134V133H67ZM103 134V133H102ZM126 134H128V133H126ZM146 134V133H145ZM144 134V135H145ZM149 134H148V136H149ZM154 134V133H153ZM156 134H158V133H156ZM164 134V133H163ZM24 135V136H25ZM34 135V134H33ZM74 135V134H73ZM79 135V134H78ZM114 135H115V133H114ZM113 135V138L115 137ZM160 135V134H159ZM171 135H173V133L171 134L170 133V136ZM31 136V135H30ZM40 136H39V138H40ZM77 136V135H76ZM76 136H74V137H76ZM105 136V135H104ZM148 136H147V138H148ZM152 136L153 135H151V138L150 139H152ZM154 136H157V135H154ZM162 136V135H161ZM169 136V135H168ZM51 136L49 135V138H50ZM79 137V136H78ZM122 137V136H121ZM129 137V136H128ZM131 137V136H130ZM132 137H133V135H132ZM150 137V136H149ZM167 137V136H166ZM262 137H264V136H262ZM1 138V137H0ZM48 138V139H49ZM71 138V137H70ZM69 138V139H70ZM73 138V137H72ZM71 138V139H72ZM112 138V137H111ZM117 138H119V137H117ZM116 138V139H117ZM135 138V137H134ZM156 138V137H155ZM155 138H153V140L155 139ZM158 138V137H157ZM160 138V137H159ZM164 138V137H163ZM169 138V137H168ZM171 138V137H170ZM29 139V138H28ZM32 139V138H31ZM41 139V138H40ZM74 139V138H73ZM150 139H147V140H150ZM42 140V139H41ZM107 140H109V138L107 139ZM114 140H115V138H114ZM113 140V142H115ZM127 140V139H126ZM125 140V141H126ZM145 141L146 142V146H148V144L149 143H151V142H148V141ZM152 140V141H153ZM164 140H167V139H164ZM32 141H33V139H32ZM40 140H38V142H39ZM45 141H48V140H45ZM71 141V140H70ZM121 141L122 140H120L119 141V143H121ZM134 141V140H133ZM168 141H169V139H168ZM167 141V142H168ZM30 142H31V140H30ZM37 142V143H38ZM117 143H118V140L116 141ZM124 142V141H123ZM154 143L155 142H157V140H155V141H153ZM152 142V143H153ZM160 142H161V145H159V147L160 146H162V141L160 140ZM167 142H165V143H167ZM245 142V141H244ZM127 143V142H126ZM132 143V142H131ZM158 143V142H157ZM51 143H49V145H50ZM74 144V143H73ZM72 144V145H73ZM109 144H111L110 142H109ZM160 144V143H159ZM168 144V143H167ZM75 145V144H74ZM112 145H114V144H112ZM111 145V146H112ZM152 145V144H151ZM166 145V144H165ZM164 145V146H165ZM169 145V144H168ZM38 146V145H37ZM76 146V145H75ZM145 146V147H146ZM108 147H110V146H108ZM127 147V146H126ZM142 147V146H141ZM153 147H155L154 146V144H153ZM158 147V148H159ZM81 148V147H80ZM115 148V147H114ZM123 148V147H122ZM130 148V147H129ZM134 148V147H133ZM172 148V147H171ZM44 149H45V147H44ZM83 149V148H82ZM110 149H112V148H110ZM109 149V150H110ZM116 149V148H115ZM138 149V148H137ZM150 149V148H149ZM162 149H164L163 148V146H162ZM169 149V148H168ZM167 148L165 149V151L166 150H168ZM77 150H79V149H77ZM89 150V149H88ZM107 150H108V148H107ZM109 150H108V152H109ZM113 150V149H112ZM124 150V149H123ZM122 150V151H123ZM135 149H133V151H134ZM152 150V149H151ZM154 150V149H153ZM171 150V149H170ZM114 151V150H113ZM132 151V150H131ZM132 151V152H133ZM141 151H143V150H141ZM156 151V150H155ZM153 152V153H155L156 154V152ZM77 151H75V153H76ZM79 152V151H78ZM139 152V151H138ZM137 152V153H138ZM147 152V151H146ZM160 152H161V149H160ZM173 152V151H172ZM175 152V151H174ZM80 153H81V151H80ZM85 153H87V152H85ZM90 153V152H89ZM110 153H111V151L109 152V156H110ZM116 154H117V152H115ZM169 153V152H168ZM175 153H177V152H175ZM123 154V153H122ZM155 154H154V157H155ZM75 155H78V153H76ZM79 155H81V154H79ZM94 155H97V154H93L92 156H94ZM111 155H112V153H111ZM117 155H119V151H118V154ZM116 155V156H117ZM129 155L131 156V154L129 153ZM138 155V154H137ZM153 155V154H152ZM152 155H150V156H152ZM167 155V154H166ZM166 155H164V156H166ZM11 156V155H10ZM82 156H84V154L82 155ZM98 157V161L100 160L99 159V155H97ZM102 156V155H101ZM100 156V157H101ZM115 155H113V157H114ZM120 156H121V154H120ZM159 156V155H158ZM12 157V156H11ZM15 157V156H14ZM86 158H87V156H85ZM113 157H112V159H113ZM184 157H185V160H183L184 159ZM78 158V157H77ZM102 158V157H101ZM110 158V157H109ZM115 158V157H114ZM118 158V157H117ZM159 158V157H158ZM21 159V158H20ZM82 159V158H81ZM116 159V158H115ZM114 159V160H115ZM130 159V158H129ZM74 160V159H73ZM85 161H87L86 159H84ZM96 160V159H95ZM166 160V159H165ZM12 161V160H11ZM26 161V160H25ZM91 161V160H90ZM89 161V162H90ZM116 161V160H115ZM114 161V162H115ZM117 161H118V159H117ZM132 161V158L130 159V161L129 162H131ZM9 162V161H8ZM23 162V161H22ZM88 162V163H89ZM83 163H84V161H83ZM87 163V164H88ZM92 163V162H91ZM116 163V162H115ZM123 163V162H122ZM122 163H120V164H122ZM132 163V162H131ZM131 163H129L130 165H132ZM8 164V163H7ZM85 164V163H84ZM119 164V163H118ZM124 164V163H123ZM194 164V167L192 166ZM25 165V164H24ZM71 165V164H70ZM78 165V167H79V164H77ZM77 165H75V164H72V166L73 167H77ZM97 165H98V162H97ZM97 165H95L96 167H97ZM109 165V164H108ZM117 165V164H116ZM134 165V164H133ZM4 166V165H3ZM69 166V165H68ZM89 166V165H88ZM95 166H92V168L93 167H95ZM118 166V165H117ZM135 166H134V168H135ZM190 166H192L193 168H191ZM9 167V166H8ZM72 167V168H73ZM83 167V165L80 167V168H82ZM85 167V166H84ZM121 167V166H120ZM2 168V166L0 167V169ZM43 168H45V166L43 167ZM64 168H66V167H64ZM69 167H67V169H68ZM71 168V167H70ZM69 168V169H70ZM91 168V169H92ZM133 168V167H132ZM131 168V169H132ZM135 168V169H136ZM138 168V169H139ZM10 169H11V167H10ZM48 169V168H47ZM86 169H88V167L86 168ZM97 169H98V167H97ZM97 169H95V170H97ZM124 169V168H123ZM130 169V168H129ZM130 169V170H131ZM192 169H194V173H192ZM213 169H215V170H217V171H220L221 172V174H222V178L219 180L217 177H214V176H212V174H213V172H212V170ZM4 170V169H3ZM2 170V171H3ZM12 170H13V168H12ZM11 170V171H12ZM39 170H42V169H39ZM38 170V171H39ZM93 170V169H92ZM99 170H101L100 169V166H99ZM127 170V169H126ZM134 170V169H133ZM167 170V169H166ZM20 171V170H19ZM54 171V170H53ZM65 171H67V170H65ZM80 171H82V170H79L78 172H80ZM102 171V170H101ZM109 171H111V170H109ZM113 171V170H112ZM118 171H119V169H118ZM140 171V170H139ZM29 172V171H28ZM70 172V171H69ZM74 172V171H73ZM77 172V173H78ZM83 172H85V170L83 171ZM93 172V171H92ZM94 172H96V171H94ZM100 172V171H99ZM145 172H143V173H145ZM35 173V172H34ZM34 173L32 174L33 176H35L34 175ZM66 173V172H65ZM75 173V172H74ZM80 173H82V172H80ZM127 173H129V172H127ZM140 173V172H139ZM176 173V172H175ZM9 174H11V173H9ZM13 174V173H12ZM58 174V173H57ZM57 174H56V176H57ZM93 174V173H92ZM111 174V173H110ZM109 174V175H110ZM138 174V173H137ZM165 174V173H164ZM174 174V173H173ZM60 175V174H59ZM61 175H63V172H62V174ZM75 175L77 176V174H74V176H72L73 178L75 177ZM79 175H81V174H79ZM85 175V174H84ZM141 175H142V172H141ZM140 175V176H141ZM146 175V176H147ZM220 175V174H219ZM5 176V175H4ZM28 176V175H27ZM55 176V175H54ZM55 176V177H56ZM67 176H71V175H67ZM67 176H66V179H67ZM86 176H88V175H86ZM129 176V175H128ZM174 176L175 175H173L172 177L174 178ZM55 177H53V178H55ZM59 176H57V178H58ZM65 177V176H64ZM79 177V176H78ZM77 177V178H78ZM93 177V176H92ZM95 177V176H94ZM119 177V176H118ZM127 177V176H126ZM164 177V176H163ZM72 178V179H73ZM80 178V177H79ZM78 178V179H79ZM128 178V177H127ZM133 179H134V177H132ZM131 178V179H132ZM137 178V177H136ZM135 178V179H136ZM217 178V179H216ZM7 179V178H6ZM6 179H5V181H6ZM25 178L23 177V180H24ZM105 178H101V180L103 181ZM108 179V178H107ZM116 179V178H115ZM125 179V178H124ZM46 180V179H45ZM60 180H61V178H60ZM64 180V179H63ZM71 180V179H70ZM70 180H68L69 182H70ZM75 181H76V179H74ZM98 180V179H97ZM96 180V182H98ZM114 179H112V181H113ZM170 180V179H169ZM44 181V180H43ZM49 181V179L47 180V182ZM55 181V180H54ZM57 181V180H56ZM58 181H59V178H58ZM65 181H67V180H65ZM75 181H73V182H75ZM91 181V180H90ZM99 181H100V179H99ZM102 181H100V184H101V182ZM105 181H107V180H105ZM109 181H110V179H109ZM46 182V181H45ZM72 182V181H71ZM93 182V181H92ZM124 182V181H123ZM128 182V181H127ZM131 183H132V181H130ZM44 183V182H43ZM76 183H77V181H76ZM103 183V182H102ZM105 183V182H104ZM120 183V182H119ZM122 183V182H121ZM121 183H120V186H121ZM16 184V183H15ZM17 184H18V182H17ZM41 184V183H40ZM45 184V183H44ZM43 184V185H44ZM52 184V183H51ZM51 184H49V182H48V186L50 187V186H52ZM64 184H66V183H64ZM70 184V183H69ZM78 184H80V182L78 183ZM87 184V183H86ZM98 184V183H97ZM112 184H114V182L112 183ZM34 185H36L37 186V184H35L34 183ZM71 185V184H70ZM73 185H76V184H74L73 183ZM83 185V184H82ZM96 185V184H95ZM106 185V183L104 184V186ZM132 185V184H131ZM194 185V196L193 197H190V193L192 192V186ZM3 186V185H2ZM46 186L47 185H45V188H46ZM47 186V188H49ZM65 186H67V185H65ZM85 186V185H84ZM119 186V185H118ZM175 187V189H173L172 187ZM14 187V186H13ZM34 187V186H33ZM72 187V186H71ZM75 187V186H74ZM87 187V186H86ZM97 187V186H96ZM106 187V186H105ZM107 187L108 188H110V185L108 184L107 185ZM111 187H114V186H111ZM35 188V187H34ZM42 187H40V189H41ZM52 188H53V186H52ZM73 188V187H72ZM76 188V187H75ZM115 188V187H114ZM118 188H120V187H118ZM13 189H15V188H13ZM39 189V188H38ZM103 189H104V187H103ZM128 189V188H127ZM234 189L235 190H238V191H234ZM21 190V189H20ZM41 190H44L43 188L41 189ZM56 190V189H55ZM54 190V192H59L60 190H58V191H55ZM81 190H82V188H81ZM97 190V189H96ZM110 190V189H109ZM13 191V190H12ZM11 191V192H12ZM22 191L23 190H21V193H20V196H21V194H22ZM37 191H40V190H37ZM61 191H62V189H61ZM111 191V190H110ZM138 191V190H137ZM14 192V191H13ZM44 192V191H43ZM101 192V191H100ZM109 192V191H108ZM114 192V191H113ZM135 192H136V190H135ZM236 192H239V193H236ZM18 193V192H17ZM37 193V192H36ZM80 193V192H79ZM82 193V192H81ZM129 193V192H128ZM10 194H12V193H10ZM51 194V193H50ZM49 194V195H50ZM118 194H119V192H118ZM23 195V194H22ZM24 195H27L26 193H24ZM34 195V194H33ZM33 195H32V197H33ZM54 195V194H53ZM53 195H52V197H53ZM102 195V194H101ZM103 195H105V194H103ZM112 195V194H111ZM114 195H115V193H114ZM128 195V194H127ZM235 195V196H234ZM19 196V197H20ZM82 196H84V195H82ZM3 197V196H2ZM11 197V196H10ZM16 197V196H15ZM27 197V196H26ZM52 197H50V199L52 198ZM102 197V196H101ZM105 197H106V195H105ZM130 197V196H129ZM137 197V196H136ZM139 197V196H138ZM137 197V198H138ZM185 198V199H187L188 200V202L190 201V206L192 207V210L194 209V224H196L194 227H192V225L189 223V222H184V221H180V220H177L176 219V215H177V213H175V217L174 216H172L169 212L172 210V208H173V206H172V204L174 203V204H176V206H178V204L179 203H175V202H177V201H179V200H182V198ZM187 197H189V198H187ZM42 198V197H41ZM46 198V197H45ZM47 198H49V197H47ZM100 198V197H99ZM114 198V197H113ZM2 199H4V198H2ZM15 199H19V198H15ZM125 199H126V197H125ZM128 199V198H127ZM20 200V199H19ZM19 200H17V201H19ZM117 200V199H116ZM119 200H121V198H119ZM123 200V199H122ZM129 200V199H128ZM226 200L228 201V203L227 204H225V202H226ZM15 201V200H14ZM31 201V200H30ZM32 201H33V199H32ZM44 201V200H43ZM49 201V200H48ZM81 201V200H80ZM95 201V200H94ZM100 202H101V200H99ZM104 201H106V199L104 200ZM112 201H113V199H112ZM232 201L233 202H238L237 203V205H232L235 209H236V212L233 214V215H229L228 213H226V211H225V209H227L226 207H229L230 206V204L232 203ZM70 202V201H69ZM83 202V201H82ZM99 202V203H100ZM9 203V202H8ZM8 203H6V204H8ZM31 203V202H30ZM75 203V202H74ZM73 203V204H74ZM92 203V202H91ZM94 203V202H93ZM96 203L98 204L97 206H99V203H98V199H97V201H96ZM121 203H125V202H121ZM120 203V204H121ZM142 203V202H141ZM14 204V203H13ZM12 204V205H13ZM16 204H17V202H16ZM15 204V205H16ZM21 204V203H20ZM36 204H37V202H36ZM36 204H34V205H36ZM46 204V203H45ZM101 204V203H100ZM107 204H109L108 202H107ZM122 204V205H123ZM121 205V206H122ZM9 206V205H8ZM33 206V205H32ZM66 206V205H65ZM101 206V205H100ZM119 206V205H118ZM11 207H13V206H11ZM35 207V206H34ZM91 207V206H90ZM102 207V206H101ZM103 207L104 208H106V206H104L103 205ZM110 207V206H109ZM16 208H18V207H16ZM94 208V207H93ZM140 208H141V206H140ZM177 208V207H176ZM175 208V209H176ZM14 209V208H13ZM33 209V208H32ZM99 209H101L100 207H99ZM107 210H109V209H107ZM116 210V209H115ZM10 211V210H9ZM8 211V212H9ZM12 211V210H11ZM14 211V210H13ZM18 211V210H17ZM110 211V210H109ZM228 211V210H227ZM24 212H26V211H24ZM90 212H92V211H90ZM102 212V211H101ZM100 211H99V213H101ZM112 212V211H111ZM176 212V211H175ZM7 213V212H6ZM5 213V214H6ZM122 213H125V212H122ZM121 213V214H122ZM193 213V212H192ZM1 214V213H0ZM114 214V213H113ZM100 215V214H99ZM109 215V214H108ZM11 216V215H10ZM28 216V215H27ZM57 216V215H56ZM110 216V215H109ZM120 216V215H119ZM2 217H4V215H2ZM70 217V216H69ZM100 217V216H99ZM120 218H122V216L120 217ZM179 218V217H178ZM22 219V218H21ZM101 219H102V217H101ZM98 220V219H97ZM96 220V221H97ZM125 220H127V219H125ZM64 221V220H63ZM102 221H103V219H102ZM119 221V220H118ZM117 221V222H118ZM129 221V220H128ZM66 222V221H65ZM65 222H63V223H61V225H63L64 226V223ZM127 222V221H126ZM143 222V223H144ZM68 223V222H67ZM95 223H97V222H95ZM93 224H94V222H93ZM117 224V223H116ZM129 224V223H128ZM11 225H12V223H11ZM28 225V224H27ZM26 225V226H27ZM59 225V224H58ZM1 226V225H0ZM92 226V225H91ZM119 226V225H118ZM141 226V228H139ZM148 226V227H149ZM7 227V226H6ZM6 227H5V229H6ZM12 227V226H11ZM24 227V226H23ZM129 227V226H128ZM147 227V226H146ZM14 228V227H13ZM13 228H11V229H13ZM87 228V227H86ZM107 228V227H106ZM110 228V227H109ZM150 228V227H149ZM2 229V228H1ZM4 229V230H5ZM104 229V228H103ZM111 229V228H110ZM122 229V228H121ZM7 230H9V229H7ZM115 230H117V229H115ZM147 230V229H146ZM149 230V229H148ZM114 231V230H113ZM118 231V230H117ZM116 231V232H117ZM1 232V231H0ZM5 232V231H4ZM12 232H13V230H12ZM75 232V231H74ZM128 232V231H127ZM126 232V233H127ZM158 232V231H157ZM33 233V232H32ZM73 233V232H72ZM76 233V232H75ZM77 233H79V232H77ZM93 233V232H92ZM119 233H122L123 234V232H119ZM159 233V232H158ZM4 234V233H3ZM15 234V233H14ZM82 234V236H83V233H80V235ZM98 234V233H97ZM97 234H95V235H97ZM138 235L140 234V233H137ZM142 234V233H141ZM28 235V234H27ZM102 235V234H101ZM100 235V236H101ZM104 235V234H103ZM118 235V234H117ZM120 235V234H119ZM124 235H126V234H124ZM123 235V236H124ZM14 236H16V235H14ZM22 236V235H21ZM70 236V235H69ZM89 236H91V234L89 235ZM131 236V235H130ZM135 236H136V234H135ZM0 237H2V236H0ZM4 237V236H3ZM2 237V238H3ZM72 237H74V235L72 236ZM88 237V236H87ZM97 237H99V236H96V238ZM120 237V236H119ZM23 238H24V236H23ZM26 238V237H25ZM48 238V237H47ZM47 238H46V240H47ZM66 237L64 236V239H65ZM82 238V237H81ZM89 238V237H88ZM93 238V237H92ZM95 238V239H96ZM121 238V237H120ZM1 239V238H0ZM4 239H5V237H4ZM4 239H3V241H4ZM20 239H22V238H20ZM67 239V238H66ZM65 239V240H66ZM76 239V238H75ZM74 239V240H75ZM83 239H84V236H83ZM90 239V238H89ZM94 239V241L95 242H93L94 244H96V241H98V240H95ZM99 239V238H98ZM118 239L119 238H116V235H115V232L114 233H108V231H106V233H105V235H104V240L102 241V244H100L99 245V247H102V250L104 251V252H109V248H111V247H113L114 248V246H117L118 245V243H120L121 242V239H120V242H118ZM144 239V240H143ZM25 241H27V239H24ZM29 240V239H28ZM81 240V239H80ZM101 240V239H100ZM16 241V240H15ZM14 241V242H15ZM18 241H19V243H20V240L18 239ZM21 241H23V239L21 240ZM24 241V242H25ZM68 241L70 242V240L68 239ZM77 241H78V239H77ZM93 241V240H92ZM13 242V243H14ZM81 242H82V240H81ZM80 242V243H81ZM83 242H84V240H83ZM91 242V241H90ZM125 242V241H124ZM137 242V241H136ZM17 243V242H16ZM15 243V244H16ZM21 243H23V242H21ZM21 243H20V245H21ZM39 243V242H38ZM66 243H68V242H65L64 244H66ZM76 243V242H75ZM122 243V242H121ZM138 243V242H137ZM138 244V245H140L141 246V244ZM33 243H31V245H32ZM49 244V243H48ZM48 244L46 245V246H48ZM77 244V243H76ZM79 244V243H78ZM77 244V245H78ZM136 244V243H135ZM142 244V245H143ZM19 245V246H20ZM35 245V244H34ZM33 245V246H34ZM69 244H67V246H68ZM71 245H74V242H73V244L71 243ZM70 245V246H71ZM82 246V244H79V246ZM97 245V244H96ZM121 245V244H120ZM18 246V247H19ZM22 246H24V244L22 245ZM21 246V247H22ZM25 246H27V248H29L28 247V245H26V243H25ZM62 246H63V244H62ZM67 246H66V248H67ZM70 246H68L69 248H70ZM81 246L79 247V248H81ZM134 246H136V245H134ZM144 246V247H145ZM118 247V246H117ZM131 247V246H130ZM143 247V246H142ZM1 248V247H0ZM12 248H13V246H12ZM38 248H40V247H38ZM72 248V247H71ZM136 248V247H135ZM32 249V248H31ZM30 249V250H31ZM46 249V248H45ZM51 249V248H50ZM49 249V250H50ZM83 249H85V247L83 248ZM120 249V248H119ZM6 250V249H5ZM8 250H9V247H8ZM28 250V249H27ZM39 250V249H38ZM42 250V249H41ZM62 250V249H61ZM71 251H72V249H70ZM69 250V251H70ZM101 250V249H100ZM132 250V249H131ZM135 250V249H134ZM75 251H78V253L80 252V249L78 250V249H76ZM74 251V252H75ZM83 251V252H82ZM81 251V255H82V253H83V255H84V250H82ZM86 251V250H85ZM16 252V251H15ZM34 252V251H33ZM32 252V253H33ZM51 252V251H50ZM63 253H65V251L63 252ZM68 253V252H67ZM70 253V252H69ZM73 253V252H72ZM72 253L71 254H69V255H72ZM31 254V253H30ZM75 254H76V252H75ZM118 254H120V253H118ZM118 254H113V255H118ZM131 254V253H130ZM140 254V253H139ZM68 254H67V256H69ZM77 255V254H76ZM81 255H80V257H81ZM82 255V256H83ZM135 255V254H134ZM183 255H185V258H182V256ZM129 256V255H128ZM73 257H76V256H73ZM73 257L72 258H70V256H69V258L70 259H72L73 260ZM79 257V258H80ZM85 257V256H84ZM108 257H111V256H109L108 255ZM107 257V258H108ZM131 256H129V258H130ZM135 257V256H134ZM140 257V256H139ZM83 258V257H82ZM114 259L116 258V257H113ZM118 258H119V255H118ZM117 258V259H118ZM122 257L120 256V259H121ZM129 258H127V259H129ZM3 259V258H2ZM84 259V258H83ZM111 259H112V257H111ZM111 259H110V261H111ZM117 259H115V260H117ZM132 259H133V257H132ZM76 260H78V263H79V261H82L81 259L79 260V259H76ZM96 260V259H95ZM31 261V260H30ZM42 261H44V260H42ZM46 261V260H45ZM44 261V262H45ZM66 261H67V259H66ZM136 261V260H135ZM3 262V261H2ZM68 262V261H67ZM92 262V261H91ZM1 263V262H0ZM108 263V262H107ZM124 263V262H123ZM110 264V263H109ZM116 264H118V262L116 263Z\"/></svg>",
    "mask_w": 264,
    "mask_h": 264
}]
</instances>
